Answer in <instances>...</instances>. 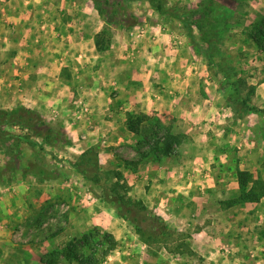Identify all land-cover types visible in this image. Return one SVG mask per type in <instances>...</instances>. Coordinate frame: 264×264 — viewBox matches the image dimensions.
I'll list each match as a JSON object with an SVG mask.
<instances>
[{
	"label": "rangeland",
	"instance_id": "1",
	"mask_svg": "<svg viewBox=\"0 0 264 264\" xmlns=\"http://www.w3.org/2000/svg\"><path fill=\"white\" fill-rule=\"evenodd\" d=\"M155 1L180 18L159 14L147 0H110L115 4L111 19L98 11L93 0H58V15L70 24L67 30L77 34L78 41L87 42L86 47L94 45L97 50L92 53L101 52L111 67L129 63L140 68L149 63L151 84H171L155 88L163 99L180 97L173 84L192 81L207 114L198 124L202 146H195L194 123L192 130L175 135L173 123H163L155 115L143 117L140 133L131 135L130 121L141 116L129 113L125 129L112 134L108 131L112 123L100 122L104 116L86 95H78L81 89L73 90L78 96L69 100V109L21 101V91L9 89L0 96V109L26 108L39 119L36 128L5 124L1 129L0 264H80L81 260L86 264H264L263 256L257 257L264 254V226L245 237L254 246L245 261L201 248L198 233L209 229L210 212L246 204L232 203L239 193L201 206L199 216L192 215L197 205L190 202L178 208L181 221L176 223L150 209L143 199L151 187L145 183L151 180L145 178L155 175L153 166L159 160L164 161L159 173L166 186V176L180 177L182 164L195 162L208 166L215 180L226 170L236 178L238 171H248L256 189L264 190V171L246 158L255 149L264 150V0ZM97 41L103 49L97 48ZM159 45L166 48L164 57L152 52ZM78 100L88 108L81 119L76 115ZM218 103L222 107H216ZM211 108L216 109L209 116ZM229 121L237 129L233 134ZM167 145L170 151L163 153ZM140 179L144 181L136 186ZM164 186L157 188L159 199L165 197ZM115 188L127 199L143 202L165 222L167 237L156 231L149 240L141 238L120 215L119 204L108 201ZM234 227L239 242L243 237Z\"/></svg>",
	"mask_w": 264,
	"mask_h": 264
},
{
	"label": "crops",
	"instance_id": "2",
	"mask_svg": "<svg viewBox=\"0 0 264 264\" xmlns=\"http://www.w3.org/2000/svg\"><path fill=\"white\" fill-rule=\"evenodd\" d=\"M68 25L70 24L58 15V0H0V89L3 91V93L0 91V96L9 89L14 93L21 91L18 95L21 101H30L39 105L56 104L61 108L67 106L69 109V100L77 95L73 90L81 89L83 92L78 91V95H86L92 107L104 116L100 122L104 123L108 120L112 123L108 125L109 128L111 127L108 131L112 134L120 135L125 129L124 122L129 113L141 117L155 115L163 123L172 122V131H177L175 135L187 133L190 127L192 130L191 123H194V130L198 131L194 132L195 146H202L200 133L202 130L198 124L206 119L207 114L202 112L205 104L198 98L199 95H196L197 87L192 86L194 84L192 81L173 84L172 88L180 93V97L173 101L168 96H166L168 99H163L157 96L156 92L163 87H171V84L163 83L156 86L151 84L153 69H150L149 63L145 62L140 68L129 63L111 67L107 64V58L104 59L106 56L101 52L92 53L94 49L97 50L94 45L89 44V47H86L87 42L78 41L77 34L72 35L67 30ZM158 47L151 46L152 52L164 57L167 54L164 52L166 48L161 45ZM96 63L97 66H93ZM166 78L163 76L162 80ZM27 90L32 91L29 94ZM175 101H178V107L175 106ZM195 101L201 103L195 104ZM172 106L176 109L174 110ZM215 106L222 107V104L218 103ZM215 109L211 108L208 115L210 116V112H214ZM216 118L213 114L212 120L215 121ZM230 122H227V125ZM217 126L215 125V129ZM229 127L230 134L237 131L233 124ZM99 128L101 131L105 130L103 124H100ZM246 158L256 165L254 168L264 171L263 149H255L254 155ZM163 162L161 160L155 162L156 166H153L156 170H154L155 175L145 178L151 180L145 182L151 187L149 191L145 190L143 199L150 209L159 214L163 212L170 223L181 221L177 210L183 206L186 208L190 202L197 205L192 215L199 216L202 211L201 206L209 202L227 201L238 196L239 184L233 173L226 170L215 180L211 171H207L208 166L195 162L182 164L183 172L180 177L176 175L177 173L166 176L168 185L166 186L165 178L162 177L161 172L159 173ZM189 172L193 174H188ZM140 180L136 181V186L144 181ZM162 184L165 185L161 190L165 197L159 199L157 188ZM166 200H169L170 204H166ZM210 218L209 229H202L198 233L201 248L206 249L208 254L216 253L218 257L222 253V257L239 262L245 261L251 258L249 250L250 247H254L249 238L245 237L250 230L257 231L258 227L264 226V197L259 205L246 203L228 208L226 211L220 209L219 212H210ZM257 220H259L258 225H256ZM235 224L240 228V230L236 229L237 233L242 234L243 237L239 242L234 232ZM259 256H263L261 259L264 258V254L257 253V257Z\"/></svg>",
	"mask_w": 264,
	"mask_h": 264
},
{
	"label": "trees",
	"instance_id": "3",
	"mask_svg": "<svg viewBox=\"0 0 264 264\" xmlns=\"http://www.w3.org/2000/svg\"><path fill=\"white\" fill-rule=\"evenodd\" d=\"M97 6L98 11L108 19L113 17L110 9H115V4H111L110 0H93ZM126 1H138V0H126ZM159 14H170L174 17L180 18L179 15L169 12L164 8V5L155 0H147ZM186 24L187 22L184 20L183 22ZM96 46L98 49H103V45L100 41H97ZM247 101L243 100V105H246ZM255 112H260L259 110H254ZM37 114L26 109V108H18L16 110H4L0 109V134L4 135L2 126L7 125H21L27 126L30 128H36L38 122ZM145 119L143 117H137L136 120L130 121L128 125V129L134 133H140V124ZM165 145V144H164ZM157 149V148H156ZM160 151V150H159ZM163 153H168L170 151V146L162 149ZM238 183H239V196L233 200L232 203H256L260 202V200L264 197V190H257L255 182L252 179V175L248 171H238L237 173ZM119 188H125L123 184H117ZM118 188H115L111 194V198H107L109 202L119 204V208L121 209L120 215L123 219L127 220L135 232L141 237L145 238V240H149L153 238L154 235L161 233V235L167 237L169 227L163 222L159 217L149 212L148 208L143 204V202H133L130 199H127L125 196L121 195ZM164 229V230H162ZM156 231H158L156 233ZM158 236V235H157ZM114 243V242H113ZM115 245V243H114ZM80 264H86L81 260Z\"/></svg>",
	"mask_w": 264,
	"mask_h": 264
},
{
	"label": "built area",
	"instance_id": "4",
	"mask_svg": "<svg viewBox=\"0 0 264 264\" xmlns=\"http://www.w3.org/2000/svg\"><path fill=\"white\" fill-rule=\"evenodd\" d=\"M76 103H77V107H78L76 115H77L78 119L79 118L81 119V117L88 112V108H87V106L83 100H78Z\"/></svg>",
	"mask_w": 264,
	"mask_h": 264
}]
</instances>
